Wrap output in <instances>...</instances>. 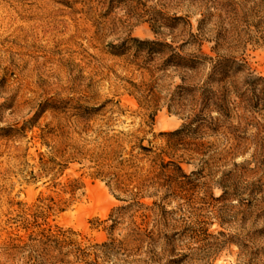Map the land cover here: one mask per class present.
Returning <instances> with one entry per match:
<instances>
[{
    "label": "rangeland",
    "instance_id": "obj_1",
    "mask_svg": "<svg viewBox=\"0 0 264 264\" xmlns=\"http://www.w3.org/2000/svg\"><path fill=\"white\" fill-rule=\"evenodd\" d=\"M176 17L180 19L172 21ZM204 17L207 21L200 27L205 36L221 30L226 38L219 54L235 56L246 72L264 76V0H0V264H22L17 250L6 249L7 234L22 232L24 214L34 213L39 193L52 194L48 182L43 183L46 179H38V153L45 150L38 134L45 124L64 123L60 117L73 110L50 106L69 99L119 100L121 113L113 127H138L152 109L138 106L125 80L147 77L111 55L110 44L131 36L174 38L176 45L187 32L197 33ZM172 23L171 31L165 24ZM211 44L205 43L204 49ZM173 81L177 84L178 77ZM245 117L243 154L225 158L219 141L204 150V157L214 156L211 169L183 155L186 173L204 167L193 201L174 215L178 233L170 244L158 241L148 254L143 246L136 258L144 261L137 264H264V110ZM183 118L161 104L147 136L175 130ZM76 167L71 165L66 174ZM83 180L79 201L51 214L47 222L102 242L106 233L91 228V222L106 219L122 202L101 180L86 175ZM218 182L226 190L223 198ZM205 186L212 197L204 195ZM114 237L122 239L121 230Z\"/></svg>",
    "mask_w": 264,
    "mask_h": 264
},
{
    "label": "trees",
    "instance_id": "obj_2",
    "mask_svg": "<svg viewBox=\"0 0 264 264\" xmlns=\"http://www.w3.org/2000/svg\"><path fill=\"white\" fill-rule=\"evenodd\" d=\"M206 21L205 17L199 20L198 32H187V37L176 45L174 38L167 41L131 36L119 45L110 44L111 55L123 58L147 77L139 82L125 80L126 90L138 106L152 109L138 127H113L121 113L119 100L83 103L69 99L50 106L53 110L68 106L73 112L60 117L62 124H45L38 134L45 148L38 153V179H46L43 183L48 182L52 194L39 193L34 213L24 214L22 232L7 234L5 247L17 250L22 264L144 261L136 258L138 251L146 246L148 254L158 241L170 244L178 233L174 215L183 205L192 203L197 191L196 182L204 167L186 173L183 155L199 159L211 169L209 160L214 156L204 157V150L217 142L223 144L225 158L245 152V114L264 110V76L246 72V65L235 56L219 54L226 38L221 30L205 36L200 25ZM165 25L172 31L176 24ZM205 43H212L208 50L204 49ZM176 76L179 82L174 84ZM161 104L183 114V122L175 130L151 134L149 138L154 113ZM71 165L78 167L66 174ZM85 175L101 180L122 202L106 219L91 222V228L106 233L107 239L102 242L47 222L51 214L68 210L84 195ZM218 184L223 198L226 190L221 182ZM203 193L212 197L209 186ZM117 230H121L122 239L114 237Z\"/></svg>",
    "mask_w": 264,
    "mask_h": 264
}]
</instances>
